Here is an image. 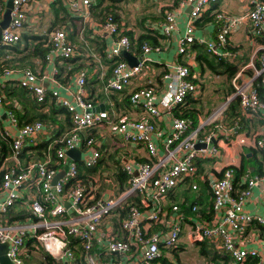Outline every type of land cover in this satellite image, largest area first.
<instances>
[{"label": "built area", "instance_id": "obj_1", "mask_svg": "<svg viewBox=\"0 0 264 264\" xmlns=\"http://www.w3.org/2000/svg\"><path fill=\"white\" fill-rule=\"evenodd\" d=\"M36 1L11 0L9 21L0 30V45L22 43L24 26L33 28L36 24L34 19L31 24L26 23L27 11ZM89 1L66 0L64 4L75 10L87 8ZM218 1L183 0L177 8L164 11L163 20L157 29L167 40L175 28L179 7L189 6L184 31L177 38L176 55L164 64L161 73L164 88L156 92L146 84L137 86L128 94L129 104L144 115L138 119L123 116L111 118L109 109L91 111L93 104L83 96L87 78L83 68L74 71L72 100L58 94V89L62 88V84L54 77L58 67H70L68 61L79 55L63 28L49 32L47 52L42 61L36 60L39 65L35 70L8 68L0 73V78L4 80L14 76L16 83L29 90L39 102L44 100L46 93L50 94L54 104L68 112L70 121L69 129L51 141L57 144L51 154L48 145L43 159H29L21 166L18 158L20 149L45 125L41 121L19 125L14 113L5 108L7 102L0 94V115L7 122L6 127L0 126V130L10 140L14 162L10 167L1 166L0 242L7 244L5 256L12 264H21L27 238H32L58 264H109L110 260L103 262L102 256L110 259L113 255L121 256L127 252L131 255L120 264H153L162 257L163 251L178 247L184 220L177 204L170 203L169 208L165 205L167 194L183 184L186 178L195 176L198 160L219 156V140L224 143L234 141L239 146L248 144L261 151L264 162V136L242 133L238 119L228 123L225 112L227 104L236 99L242 116L264 122V101L259 98L254 83L259 78L260 84L264 85V0H247L246 38L252 49L245 67L250 68L251 73L244 77L242 69L237 71L230 80L231 91L226 92L206 116L198 119L195 126L190 120L175 115L176 107L185 104L187 98L199 96L198 84L190 80L189 66L177 58L189 51L192 41L203 43L207 51L226 62H232L238 55L236 49L226 50V46L229 45L228 35L243 21L242 15L229 14L220 9L213 14L214 22L218 25L214 39L193 36L194 21ZM93 27L104 44L103 58L113 64L104 88L122 90L148 70L149 54L157 49L143 45L138 61L130 66L125 60H115L122 51L128 52L131 45L127 36L120 33L118 23L108 16ZM44 82H48L51 88H46ZM161 117L168 119L165 130L155 126L154 120ZM104 122L110 135H119L123 143L141 146L147 159L137 161L120 158V169L128 176V187L116 195L101 191L95 196L96 187L85 186L77 177V164L74 161L67 162L58 177L57 171L58 164L66 161V150L73 147L81 153L83 167L91 168L97 164L100 158L97 148L99 142L90 134H82L92 128H100ZM51 157L54 160L52 164ZM234 171L235 166L228 164L219 170V176L205 177L211 193V215L202 218L197 215V206L192 204L191 215L187 217L190 225L187 237L190 243L206 240L216 249L228 252L234 264H242L247 257H256L257 264H264L263 250L248 248L244 244L235 245L237 238L249 225L257 224L264 229V216L250 214L244 209L250 192L264 179V175L243 171L237 179L242 187L237 190L234 187ZM198 177L204 179L203 176ZM31 187L35 193L22 197L21 189ZM190 189L196 190V184L192 183ZM131 196H135L137 202H133ZM20 200L24 201L33 219L23 224H7L2 217ZM124 206L127 207L126 215L117 219L118 210ZM113 217L118 221L122 237L116 238L110 231L99 229L105 219L109 221ZM70 241L82 249L77 257L72 247L74 244ZM113 264L119 263L116 261Z\"/></svg>", "mask_w": 264, "mask_h": 264}, {"label": "crops", "instance_id": "obj_2", "mask_svg": "<svg viewBox=\"0 0 264 264\" xmlns=\"http://www.w3.org/2000/svg\"><path fill=\"white\" fill-rule=\"evenodd\" d=\"M7 0H2V9L0 12V18L2 16V12L4 9V5ZM63 4L66 0H60ZM77 1V0H75ZM183 0H137V3L135 0H122V4H126L125 6L128 8L132 13L131 17L128 16H122L124 17L123 20L119 21L120 25L126 30L130 31V33L135 36L138 33L142 32V29L145 28H157L158 25L161 23L162 19L157 17L160 10H169L173 8H177L179 6V3ZM53 0H37L35 3L31 5V10L27 11V24H31L32 20L34 19L36 21V24L33 28L28 27L27 25L24 26L23 33L25 34H31L35 35V32L39 33V24L40 26H45L42 19V15L45 14V12L48 10L51 13V4ZM104 4V3H103ZM125 7V8H126ZM167 8V9H166ZM169 8V9H168ZM249 8V3L247 0H219L217 3L210 5L197 19V24L194 23L193 27V36L196 38L203 37L204 39L213 40L215 33L218 31V25L216 26V23L212 19L211 21H206L203 23V20H205L204 15L205 14H214V12L222 9L225 10L229 14L233 15H242L243 21L239 24L238 28L234 29L229 35H228V44L232 49H236L238 52V55L234 58L232 62H225V63H232L235 67V71H239L242 69L243 73L242 75L245 77L246 75H249L251 73L250 68L245 67L246 64L249 61L250 54H251V45L249 41L247 40V28H248V22L246 20L245 14ZM81 11L85 10L83 14V20L87 23L89 37L95 36L96 32L93 26H95V23L93 19H91V16L87 14L86 10L87 8H80ZM188 12H189V6L184 5L183 7H179L178 13L176 14L175 18V28L171 32L170 36L167 38V40L160 41V44L158 48H155L157 50L151 52L149 54V64H147L148 70L142 73L138 78L133 79L131 84L125 86L122 91L126 95L129 94V92L136 88L137 86L146 85L152 87L156 92H160L164 85L161 81V73L163 71V67L165 63H168L169 61L173 60L174 56L176 55V48H177V38L179 35H181L184 31V26L188 18ZM86 13V14H85ZM52 14V13H51ZM132 17L134 18L132 20ZM153 17V18H152ZM141 18H144L145 20L138 25L137 21ZM158 18V19H156ZM42 19V20H41ZM161 19V20H160ZM38 22V23H37ZM42 22V24H41ZM36 33V34H38ZM98 37V36H96ZM259 39H257L258 41ZM255 41V43L257 42ZM21 46V45H20ZM84 56L81 60H78L77 62L72 63V67H75L76 65H80L81 68L84 69L85 65L86 72H87V78L84 85V98H88L89 101L93 102V108H96L94 112L107 110L112 104V100L107 99L110 94V90L104 88V82L109 76L108 70V63L105 61H100L95 53V49L86 48L84 51ZM90 54V55H89ZM197 54L196 48H189V51L184 54L177 57L180 62L185 63L189 66V70L191 72V78L192 80H196L199 82L202 86L205 84L204 82H212L210 85H215L216 89H213L214 91L220 93L221 96H224V94L229 89V84L223 87V84L221 85V82L225 80L224 78L226 75H224V68L220 66V69L215 70L218 72L211 73L208 69L204 73H200L197 71L198 65L195 61V57ZM133 55V54H131ZM135 57H139V55H133ZM227 61V60H225ZM78 63V64H77ZM91 64V65H89ZM39 65V62L35 60L33 64V69L35 70L37 66ZM59 67H66L64 65H61ZM90 69V70H89ZM78 70V69H77ZM76 71V70H75ZM235 72V73H236ZM218 73H223L218 74ZM209 74L210 80L204 79L203 81V75ZM235 75V74H234ZM233 75V76H234ZM64 82H60L62 84V88L58 89V94L67 100H72V92L75 90V82H74V72L67 76L65 72L60 76ZM214 78H220L219 81L215 82ZM8 81L10 83H16V80L14 79V76H9ZM44 86L46 88H51V85L48 82H44ZM3 85L0 84V88H2ZM225 89V90H223ZM205 90V89H204ZM212 90V91H213ZM103 92V94H102ZM224 93V94H222ZM2 95V93L0 92ZM100 95L103 96V98H100ZM126 95H119L118 98H116V101L118 102L117 108L115 107L113 110H110L108 112L109 116L111 118L123 116L126 118L131 119H138L143 115V113L135 107H132L131 105L124 104L121 101V97H124ZM5 96V97H4ZM5 102H7V105L12 103L15 107L16 101L15 99H11V97H8L4 95ZM13 98V97H12ZM111 98V97H110ZM223 98V97H222ZM11 99V100H10ZM220 99L219 95H201L198 96V98H195V103L192 105L196 110L199 111L200 114L198 115L197 120L200 118V115H205L208 110H212L215 108L216 103ZM87 100V99H86ZM205 103L207 105L213 104L214 106L209 107L205 106ZM5 105V108L8 109ZM57 105V104H56ZM124 106V108H121V106ZM191 104H188V107L192 106ZM9 107V106H8ZM57 107H62L57 105ZM103 107V108H99ZM192 108V107H191ZM0 108V112H1ZM9 110V109H8ZM60 120H62L64 117L62 115L58 116ZM4 116L0 115V126L6 127L7 122L4 120ZM243 119L242 122L239 124L242 126V133H253L256 135L264 136V122L260 121L254 117L249 116H241ZM63 121V120H62ZM155 126L157 129L165 130L168 126V119H163V117L154 120ZM45 127L44 129L37 133L36 136L32 139H28L26 141V145L22 147L23 151V157L19 158V164L22 166L25 164L26 161L29 159H35V153L33 152V148H36L40 143L44 141H48V139L53 138L54 136V130L56 128V125L54 124H48L46 122H42ZM8 130H11V128H8ZM92 135L99 143L97 145L98 151L100 153V158L97 162V164L93 167H95V172L93 173H87L85 172L86 169L81 164V153L79 152V160L75 161L71 159L70 157L66 158V161L64 163L58 164V172L60 174L63 172L64 168L66 167L67 162L74 161L75 163L79 164V174L84 180L83 183L87 185H93L95 186V192H100L101 188L104 191H108L113 194V188L112 190L109 188L106 183L111 182V170H112V163L114 162L119 168L120 166V158L127 157L131 158L137 161H144L147 159L145 152L141 146L137 145H131L129 143H123L120 140L119 135L113 136L110 135L108 132V126L107 123L104 122L100 128H92L89 131H86L82 134V136L85 135ZM218 148H219V156L215 159H204L197 162V170L199 169L201 172H199V176H203L204 179H199L200 182H204L206 184V190L209 189L207 181L205 180V177L210 175L219 176V170L228 164L234 165L236 168L239 165H243V167L246 168L249 172L256 173L258 166L260 165L261 168H264V164L262 162V157L260 154V151L258 149H253L251 146L246 144L245 146H239L234 141L231 143H224L223 141L219 140L217 142ZM159 152H161L159 150ZM111 155V159H108V156ZM11 153L0 155V171L2 167H10L14 164ZM29 157V158H27ZM244 157V160L242 159ZM38 158V159H43ZM54 160L51 157L50 164H52ZM2 166V167H1ZM261 169V170H262ZM253 173V174H254ZM102 180V184L100 183ZM196 184V183H195ZM198 186V185H196ZM178 191L185 189L184 186L179 185L176 187ZM205 190V191H206ZM208 192V190H207ZM33 193H35L34 188H22L20 191V194L22 197L26 198V195L30 196ZM198 194V193H195ZM202 196L200 203H195L198 211H205L208 210L207 213H203L202 218H205L210 212V196L206 197ZM182 200V197L180 198ZM165 205L169 206L170 203H168L167 197L165 198ZM186 205V204H184ZM192 205V204H191ZM190 205V206H191ZM179 207V211L184 215V220L181 223V231L179 235V243L178 247L176 249H170L165 250L162 252V257L155 261L153 264H219L218 260H212L213 253L220 254L219 251H222L220 249H216L211 243L204 240L205 247L204 251H200L199 243H190L187 237V233L190 231V225L187 221V217L191 215V212L188 208L185 207ZM244 209L249 212L250 214H256L264 216V179L261 180L257 186H255L252 191L250 192V195L248 196L247 200L244 203ZM22 211H27L26 205L23 200L18 201L15 203L6 213L5 219H8L10 216L18 215V213ZM30 213V212H29ZM9 214V215H8ZM211 215V214H210ZM210 217V216H209ZM207 217V218H209ZM206 219V218H205ZM31 220H28V222ZM22 224L25 223L24 221L21 222ZM99 229L101 231H110L114 234L116 238L122 237L123 235L120 233V228L118 226V221L113 218H111L109 221L108 219H105L103 223L100 225ZM71 244H74L72 247L74 248L75 253L78 254V245H76L73 241H70ZM244 244L248 248H255L257 250L262 251L264 254V229L262 227L258 226L257 224H251L248 227L245 228L244 232L237 238V242L235 245ZM25 246L24 252L25 255L22 258L21 264H48L46 262L45 255L50 258L52 261L51 264H58L54 259L49 257L41 247L37 246L32 238H27L25 240ZM186 250V251H184ZM129 252L122 254L121 256L113 255L109 257L110 259L102 256V261L106 262L109 261V264H113V262L118 261V263H123L130 255H128ZM176 257H175V256ZM125 256V257H124ZM65 264V263H63ZM228 264H231L228 262Z\"/></svg>", "mask_w": 264, "mask_h": 264}, {"label": "trees", "instance_id": "obj_3", "mask_svg": "<svg viewBox=\"0 0 264 264\" xmlns=\"http://www.w3.org/2000/svg\"><path fill=\"white\" fill-rule=\"evenodd\" d=\"M122 0H90L87 5V14L91 16V19L94 20V22H101L105 19V17L110 16L113 21L118 23V27L120 30V33L123 35H126L127 38L130 40V48L128 52L133 55H139L142 50L143 45H149L152 49L158 48L160 44V41L164 40L163 35H161L157 28H145L142 29L141 33H138L137 35L133 36L130 31H126L119 23V21L123 20L124 17H120V15L117 13L119 10L120 2ZM104 3V4H103ZM2 9V0H0V12ZM167 9V8H166ZM169 9V8H168ZM165 11V10H164ZM164 11L160 10L158 13L159 18L163 20ZM51 13H52V19L50 20V24L46 29V32L43 34H25L22 33V43H17L15 45H0V73L8 68H29L33 69V64L35 60L42 61L44 58L45 53L47 52L48 46H47V39L49 32L53 31L56 28H63L67 33V38L70 40V42L75 46L77 52L79 55L75 56L76 59L81 60L84 56L83 51L86 48L95 49L96 56L100 58L99 60H103V48L104 44L101 38L97 35L89 37L88 32V25L83 20V14L80 9L71 10L68 8L66 4H63L60 0H53L51 4ZM213 14H205V20H203V23L206 21L214 20ZM153 18V17H152ZM158 19V18H156ZM160 19V20H161ZM145 19L141 18L137 21L138 25H140ZM162 22V21H161ZM198 20H195L194 23L197 24ZM21 45V46H20ZM190 48H196L197 54H196V63L198 65L197 71H199L201 74L206 72L208 69L211 73L218 72L215 70L220 69V66L224 68V75L226 77L221 82V85L223 84V87L228 85L231 78L235 74V67L232 63L228 64L225 63L223 59L216 57L212 55L209 51H207L205 45L203 43H198L196 40L192 41L190 43ZM226 50H234L229 45L226 46ZM90 55V54H89ZM77 60V61H78ZM115 60H124L122 57V54L115 57ZM70 61V60H69ZM68 61V62H69ZM74 61V60H73ZM74 61V62H77ZM105 61V60H103ZM71 63V62H69ZM108 63V72L111 70L113 64L112 61H107ZM78 64V63H77ZM91 65V64H89ZM81 66L77 65L75 67H58L57 73H55L54 77L59 82H64V80L60 77L63 72L67 76L72 74L75 70L79 69ZM190 71V70H189ZM191 72V71H190ZM110 73V72H109ZM221 74V73H218ZM223 74V73H222ZM221 74V75H222ZM189 76H191V73H189ZM107 80V79H106ZM191 81L194 83H197L199 85V82L196 80ZM106 81L103 83L105 85ZM255 86L258 93V96L261 100L264 101V85L260 84L259 78L255 79ZM0 84L3 85L2 88H0V92L2 95H6L8 97H11V99H15L17 102L15 107L12 103L7 105L6 107L12 111L17 118L19 125H24L27 123H31L33 121H41L46 122L48 124H54L56 125V128L54 130V136L53 138L49 139L48 141H44L40 143L36 148H33V152L35 153V159L42 158L44 154L47 152L48 145L50 146L48 149L49 154L53 152V150L57 147V144L51 143L52 140L58 139V137L63 134L65 131L69 129L70 121H69V114L63 107H57V105L54 104L53 99L50 97V94L46 93L44 100L39 102L36 100V98L30 93L29 90L24 89L17 83H10L8 80H4L0 78ZM103 85V86H104ZM227 87V86H226ZM123 90V89H122ZM112 91L110 90L109 97H107L105 100L110 99L112 100L113 106L109 108L110 110H113L115 107L117 108L118 102L116 101V98H118L119 95H126L124 91ZM225 90V89H223ZM231 91V85L229 84V89ZM229 93V92H228ZM103 94V92H102ZM104 95V94H103ZM5 97V96H4ZM13 97V98H12ZM111 97V98H110ZM100 98H103L102 95H100ZM121 101L124 104H127L130 106L128 101V95L121 97ZM10 99V100H11ZM88 100V98H86ZM3 100H8L4 99ZM92 104L93 102L90 101ZM195 103V100L192 98H187L185 104H182L179 107H176L175 115L178 117H183L188 120H190L192 126H195L197 123L198 115L200 114L198 110L194 108L192 105ZM191 104V107H188L187 105ZM9 106V107H8ZM115 106V107H114ZM121 108H124L122 105ZM225 112L227 113V121L228 123H232L233 121H238L241 123L242 118L241 114L239 112V108L237 105L236 99H232L226 107ZM62 115L64 118L60 120L58 116ZM84 139V138H83ZM9 138H6V136L1 132L0 130V155H5L8 153H11V149L9 147ZM260 151V150H259ZM23 151L20 149L18 153V157H23ZM261 154V151H260ZM262 157V154H261ZM29 158V157H27ZM108 159H111V155L108 156ZM244 160V157L242 158ZM203 160V159H201ZM198 160V161H201ZM197 161V162H198ZM196 162V166H197ZM263 162V158H262ZM77 164V163H76ZM114 164V165H113ZM264 164V162H263ZM79 164H77V177L80 179L82 178L79 174ZM112 170H111V182L106 183V185L109 186V188L112 190L113 188V194L116 195L117 193L123 191L125 188L128 187V176L113 162L112 163ZM96 167V166H95ZM95 167H91L86 169L85 172L87 173H93L95 172ZM261 166H258V169L256 171V175H264V168L261 170ZM246 168L243 167V165H239L237 168L235 167L234 175V187L238 190L241 189V185L238 184L237 179L239 175L245 171ZM199 172H201L199 169L197 170L196 167V174L195 176L191 178H186L185 182H194L196 183L197 189L191 190L185 188L180 191L177 190V188H174L171 190L170 193L167 194V197L170 198L168 203H175L179 205L180 207L188 208L190 211V205L195 203H200L202 196L206 197L210 196V203H211V193L210 190H206V184L204 182H200L198 179ZM2 171H0V179H1ZM84 182V180L82 179ZM102 184V180L100 182ZM188 184V183H187ZM191 185V184H190ZM85 186H87L85 184ZM104 191L102 188L100 189ZM206 190V191H205ZM101 192V191H100ZM100 192H95V196H97ZM198 193V194H195ZM182 197V200L180 198ZM133 202H137V198L130 197ZM186 204V205H184ZM167 206V208H169ZM118 216H116L117 219H120L122 216L126 215L127 207L124 206L123 208L118 210ZM208 210L205 211H198L197 215L203 216V213H207ZM207 216L204 215L205 218L210 216V212ZM6 215V214H5ZM2 217V219H5ZM9 215V214H8ZM33 216L27 212L22 211L18 213V215L10 216L8 219H6L7 224H13V223H21L28 220H32ZM113 220L115 221V218L113 217ZM259 226V225H258ZM261 227V226H260ZM263 229V228H262ZM200 251H204L206 249L204 241L199 242ZM78 251L81 252V248H77ZM174 250V249H173ZM74 251V250H73ZM75 256L77 257V253H75ZM220 254L213 253L214 256H212V260L217 259L219 264H228L230 262L231 264H234L229 253L226 251H219ZM46 258V262L48 264H51L50 258H48L46 255L44 256ZM169 264V263H167ZM242 264H257V258L256 257H247Z\"/></svg>", "mask_w": 264, "mask_h": 264}, {"label": "rangeland", "instance_id": "obj_4", "mask_svg": "<svg viewBox=\"0 0 264 264\" xmlns=\"http://www.w3.org/2000/svg\"><path fill=\"white\" fill-rule=\"evenodd\" d=\"M135 2L137 3V0H135ZM126 4H122V2H120V6H119V10L117 11V13L120 15V17L122 18V16H128V17H131L132 16V13L130 12V11H128L129 10V7H134V6H129L128 8L125 6ZM126 7V8H125ZM42 19H43V21H44V23L46 24L45 26H43V25H41L40 26V24H39V33L40 34H43V33H45L46 32V29H47V27L49 26V24H50V20L52 19V14L47 10L46 12H45V14L44 15H42ZM41 19V20H42ZM134 18L132 17V20H133ZM38 23V22H37ZM41 24H42V22H41ZM38 33V32H37ZM77 61L78 59H76V57H74L73 59H71L69 62H71V65H72V63H73V65H74V61ZM77 66V65H76ZM86 67H88V66H86L85 65V67H84V69H86ZM90 70V69H89ZM204 79H206V80H210V75L209 74H204L203 75V81H204ZM215 79V82H217V81H219L220 80V78H214ZM205 84L202 86L200 83H199V85H198V87H199V93H198V95H201L202 93H203V95H219V97H220V99H218L219 101H221V99H222V97L223 96H221L220 95V93H218V92H216V91H214L213 89H216V87H215V85H210V84H212V82H208V83H206V82H204ZM205 89V90H204ZM213 90V91H212ZM228 92H230L229 90L227 91V93ZM222 94H224V93H222ZM225 95V94H224ZM218 101V102H219ZM217 102V103H218ZM216 103V104H217ZM205 106H209V107H212V106H214L213 104H209V105H207V103H205ZM204 116H206V115H203V116H201L200 115V118L199 119H202ZM58 176H60V172H58L57 173V177ZM188 183V184H187ZM192 183H194V182H184L183 184H181L182 186H184L186 189L188 188L189 189V187H190V184H192ZM167 199H168V201H169V199L170 198H168L167 197ZM184 251H186V250H184ZM175 256V255H174ZM176 257V256H175Z\"/></svg>", "mask_w": 264, "mask_h": 264}, {"label": "water", "instance_id": "obj_5", "mask_svg": "<svg viewBox=\"0 0 264 264\" xmlns=\"http://www.w3.org/2000/svg\"><path fill=\"white\" fill-rule=\"evenodd\" d=\"M11 0H7L4 9L2 12V16L0 18V30L4 28L8 21H9V8H10ZM122 57L126 61V63L130 66L135 65L139 58L131 55L129 52L122 51ZM100 109L103 107H99ZM96 108H92L91 111H95ZM66 155L70 157L71 159L78 161L79 158V150L76 147H73L71 149L66 150ZM54 182V179L52 180ZM7 249V244L4 242H0V264H12L9 259L5 256V251Z\"/></svg>", "mask_w": 264, "mask_h": 264}]
</instances>
